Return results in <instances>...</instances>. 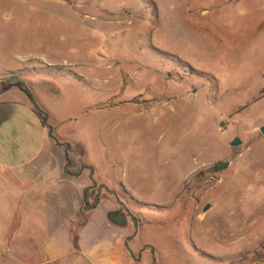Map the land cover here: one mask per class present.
<instances>
[{"label":"rangeland","instance_id":"rangeland-1","mask_svg":"<svg viewBox=\"0 0 264 264\" xmlns=\"http://www.w3.org/2000/svg\"><path fill=\"white\" fill-rule=\"evenodd\" d=\"M240 14L264 0H0V81L81 148L85 208L123 210L155 264H264V30L240 39Z\"/></svg>","mask_w":264,"mask_h":264},{"label":"crops","instance_id":"crops-1","mask_svg":"<svg viewBox=\"0 0 264 264\" xmlns=\"http://www.w3.org/2000/svg\"><path fill=\"white\" fill-rule=\"evenodd\" d=\"M244 18L236 20L240 39ZM248 30L261 34L264 15ZM27 89L0 81V264H155L149 246L133 245L136 229L107 221L115 211L108 200L85 208L95 176L84 158L80 173H67L65 140Z\"/></svg>","mask_w":264,"mask_h":264},{"label":"trees","instance_id":"trees-1","mask_svg":"<svg viewBox=\"0 0 264 264\" xmlns=\"http://www.w3.org/2000/svg\"><path fill=\"white\" fill-rule=\"evenodd\" d=\"M78 155H72L69 152L66 151V161H67V167H66V171L67 173H69L70 175H76L78 173H80L86 166L85 163L83 162V160L77 159L76 157L80 158V153L77 152ZM226 168V164H222V163H217L214 166V170L215 171H220ZM94 206V205H93ZM92 206L88 207L91 208Z\"/></svg>","mask_w":264,"mask_h":264},{"label":"water","instance_id":"water-1","mask_svg":"<svg viewBox=\"0 0 264 264\" xmlns=\"http://www.w3.org/2000/svg\"><path fill=\"white\" fill-rule=\"evenodd\" d=\"M260 135L264 138V126L259 128ZM240 145L238 140H233L230 144L231 147H237ZM208 207L204 208V211ZM107 221L115 227H124L126 225V217L121 211H111L106 215Z\"/></svg>","mask_w":264,"mask_h":264},{"label":"flooded vegetation","instance_id":"flooded-vegetation-1","mask_svg":"<svg viewBox=\"0 0 264 264\" xmlns=\"http://www.w3.org/2000/svg\"><path fill=\"white\" fill-rule=\"evenodd\" d=\"M94 190H96V187L92 186V187H91V191H94ZM95 204H96V203H95ZM115 211H121V212L124 214V211L121 210V209H117V210H115ZM124 215H125V214H124Z\"/></svg>","mask_w":264,"mask_h":264}]
</instances>
